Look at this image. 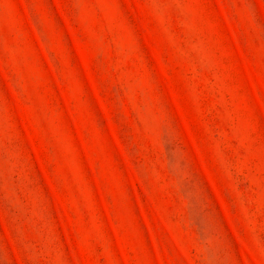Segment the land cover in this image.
Returning <instances> with one entry per match:
<instances>
[{"label": "rangeland", "instance_id": "obj_1", "mask_svg": "<svg viewBox=\"0 0 264 264\" xmlns=\"http://www.w3.org/2000/svg\"><path fill=\"white\" fill-rule=\"evenodd\" d=\"M0 264H264V0H0Z\"/></svg>", "mask_w": 264, "mask_h": 264}]
</instances>
